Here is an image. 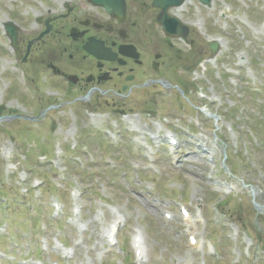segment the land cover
Wrapping results in <instances>:
<instances>
[{
	"label": "rangeland",
	"instance_id": "374dc122",
	"mask_svg": "<svg viewBox=\"0 0 264 264\" xmlns=\"http://www.w3.org/2000/svg\"><path fill=\"white\" fill-rule=\"evenodd\" d=\"M57 1L0 0V24L13 20L30 30L35 13L58 10ZM184 10L181 15L194 22L190 37L205 60L197 74L182 80L186 98L157 85L153 98L142 96V89L130 99L94 93L40 116L52 100L84 92L72 88L66 95L65 84L46 73L32 81L28 65L0 55L1 114L12 108L36 116L0 120V201L6 198L0 203V264H124L127 255L130 261L134 257L135 232L143 235L146 248L137 264H264V127L259 140L250 130L256 118L264 121L258 107L264 101V0H213L210 8L191 0ZM203 33L220 38L214 66ZM11 64L22 65L24 79L16 72L10 80L2 66ZM164 70L170 76L169 65ZM11 81L26 94L4 95ZM156 88L161 93L155 94ZM261 90L262 97L254 99L250 92ZM245 93L254 101H242ZM193 106L219 118L210 120ZM124 116H131L140 132L131 133ZM167 128L180 142L173 154L180 163L174 166L165 139L160 140ZM199 137L213 145L212 162L196 146ZM226 163L232 173L223 170ZM41 175L44 188L38 185ZM56 192L63 194L64 210L49 208ZM64 194H70L68 202ZM180 202L202 215L190 224L204 241L201 250L188 245ZM163 209L174 217L166 220ZM115 218L121 220V246L109 241Z\"/></svg>",
	"mask_w": 264,
	"mask_h": 264
},
{
	"label": "flooded vegetation",
	"instance_id": "af4514ba",
	"mask_svg": "<svg viewBox=\"0 0 264 264\" xmlns=\"http://www.w3.org/2000/svg\"><path fill=\"white\" fill-rule=\"evenodd\" d=\"M57 2L59 9L47 8L38 18L36 30L18 32L20 57H14V61L28 65L29 73L34 76L32 81L41 73L63 81L73 76L78 89L97 85L117 94L132 91L157 72L163 74L165 61L171 60L173 51L177 58L182 57L178 53L182 50L178 41L162 33L156 20L158 10L152 7L150 0H124V12L117 11L120 16L110 14L92 0ZM38 35L41 38L27 51L28 42ZM89 40L101 42L111 53L120 48L126 51L135 48L139 55L135 58L124 53L117 58H97L84 49ZM156 55L157 61L153 63ZM176 66L179 72L181 64ZM15 67L21 68L24 74L22 65Z\"/></svg>",
	"mask_w": 264,
	"mask_h": 264
},
{
	"label": "water",
	"instance_id": "95a60500",
	"mask_svg": "<svg viewBox=\"0 0 264 264\" xmlns=\"http://www.w3.org/2000/svg\"><path fill=\"white\" fill-rule=\"evenodd\" d=\"M101 1L104 5H106L103 0H101ZM153 1H154V5L161 6L163 9L168 7L169 5H178L182 2V0H153ZM201 1L204 3L210 4V0H201ZM165 18H166V21L162 20V23H163V26L165 29L168 30L170 27H173V29H176L177 28L176 26H180L179 20H177L176 18H171V19L167 18V17H165ZM6 29L8 30V32L12 36L15 35V33H16L15 32V29H16L15 25H13L12 23H7ZM213 44L215 45V43H213ZM213 51H214V49H213Z\"/></svg>",
	"mask_w": 264,
	"mask_h": 264
},
{
	"label": "trees",
	"instance_id": "16d2710c",
	"mask_svg": "<svg viewBox=\"0 0 264 264\" xmlns=\"http://www.w3.org/2000/svg\"><path fill=\"white\" fill-rule=\"evenodd\" d=\"M246 102H248V100H246ZM261 117L264 118V105H262V110H261ZM258 118H256V121L254 122V127H252V130L256 133V134H260L263 131V127H264V121H257Z\"/></svg>",
	"mask_w": 264,
	"mask_h": 264
}]
</instances>
